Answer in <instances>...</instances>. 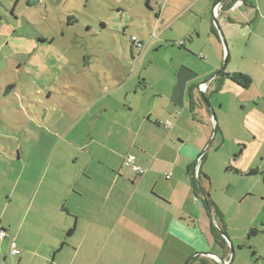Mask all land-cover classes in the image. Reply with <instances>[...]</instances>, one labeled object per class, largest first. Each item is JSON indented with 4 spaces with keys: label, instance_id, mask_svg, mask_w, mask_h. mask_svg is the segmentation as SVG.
<instances>
[{
    "label": "crops",
    "instance_id": "1",
    "mask_svg": "<svg viewBox=\"0 0 264 264\" xmlns=\"http://www.w3.org/2000/svg\"><path fill=\"white\" fill-rule=\"evenodd\" d=\"M196 1L188 6L189 9L183 10L170 0L165 10L162 8L160 13H155L156 19L153 20L159 28L168 23L178 24L177 34H172L169 40L179 49L174 50L182 54L180 62L176 63L173 58L161 72L136 75L142 59H134V50L139 56L142 51L132 45L129 52L134 63L124 58V69L117 75H106L103 82L99 75L96 78L84 74L87 69L92 72L91 64L98 60L87 51L86 56L74 61L83 63V69L70 73L74 81L80 80L65 92H75L70 96L71 105L67 101L62 102L64 105L60 102L54 105L52 90H47V99L42 105L48 112L39 114L38 121L51 118V124L44 126L54 130L58 145L65 144L76 150L73 162L77 166L75 171L67 170L61 174L50 172V169L47 171L53 178H69L64 186L66 194L60 196L57 204L68 216H77L74 227H69V230L74 229L68 235L71 243L67 246V255L70 253L71 258L64 260L66 256L60 258L57 255L65 251L66 243L63 242L51 255L53 264H98L105 257L118 262L124 254L143 257L144 264H264V232L252 239L249 237V230L264 228V193L258 204L248 202V208L255 211L254 217L236 228L238 226L232 225L234 217H228L222 204L228 201L227 198L231 204L243 203L254 190L242 186L245 181L241 180L237 182L241 187L235 188V194L233 190L225 195L226 198L212 200L209 195L212 183L204 174L209 184L202 185V189L211 214L201 192L198 193L193 186L191 176L194 172L201 180L208 161V155H203L205 149L214 148L219 152L225 147L229 131L221 119L220 127L215 123L201 98V85L212 78L203 91L211 108L221 110L220 94L228 85L235 84L226 75L249 74L256 82L261 73L260 96L264 99V51L258 67L246 72L239 69L225 71L224 68L222 75H218L226 51L212 13L227 35L239 29L237 18L251 39L260 36L264 48V0H224L221 6L217 5L219 0ZM67 14L71 16V13ZM70 18L74 17H69L66 26L68 30H74L75 22ZM203 24H207L206 32ZM0 27L11 51L7 61H12L20 69L25 62L36 65L42 73L51 68L52 55L43 54L47 55L44 59L37 51L67 38L65 33L57 38L56 35L25 30L22 26L13 27L8 20L2 19ZM69 39L72 49H77L76 36ZM204 39L205 44H200ZM180 41H184L182 47ZM259 43L256 42V47H260ZM56 64L62 65V61L53 62ZM127 69L130 73L125 71ZM38 92L45 96L42 90ZM0 94L3 99L8 98L6 91H0ZM213 137L215 140L209 146ZM217 138L220 140L216 147ZM239 138L230 137L229 145L237 142L243 146L242 156L248 143L243 141L245 138ZM120 146H126L127 150L122 153ZM236 152L234 147L226 150L227 172L240 179L261 177L264 181V164L259 167L249 165V169H244L245 164L241 169L233 166L232 158ZM130 154L137 158V166L147 170L146 174L139 175L124 166V159ZM252 171L255 173H250ZM168 174L170 179H167ZM255 183L259 185L258 181ZM73 193L82 200L75 199ZM215 225L223 229L234 246V252L230 243L225 245L218 241ZM111 242L112 253L106 256Z\"/></svg>",
    "mask_w": 264,
    "mask_h": 264
},
{
    "label": "rangeland",
    "instance_id": "2",
    "mask_svg": "<svg viewBox=\"0 0 264 264\" xmlns=\"http://www.w3.org/2000/svg\"><path fill=\"white\" fill-rule=\"evenodd\" d=\"M36 1L38 2H34L33 7H29L27 0L19 2L0 0V19L8 20L13 27L22 26L25 30L48 36L56 35L57 38L63 37L65 33L67 37L56 41L52 47L37 51L44 59H47V55L43 54L52 55L49 61L51 68L42 73L38 71L36 65L25 62L20 69L12 61H7L11 51L6 46L5 36L0 27V91H6L8 96L7 99H3L0 94V235L5 231L7 237L5 240L0 238V264H53L51 255L63 242L66 243L65 251L57 255L60 258L66 256L64 260L71 258L70 253L67 255L69 252L67 246L71 243L69 241L71 237L67 233L74 227L77 216H68L62 206H58L60 196L66 194L64 186L69 178L65 176L53 178L50 172L56 171L61 174L67 170L75 171L77 166L74 165L73 158L76 150L65 144L58 145L54 130L44 126L47 123L51 124V118L46 117V120L38 121L39 114L44 115L48 112L42 105L47 99V90H52L54 105L59 102L64 105L63 101L71 105L70 96L75 92H65L73 83L79 84L80 80L74 81V76L70 73L83 69V63L74 61L86 56L88 51L93 55V59L98 60L91 64L92 72L87 69L84 74L96 78L99 75L104 82L106 75L111 77L124 69V58L134 63L129 52L133 45L132 36H136L146 45L140 56L134 50V59L137 60L139 57L142 59L136 75L140 72L149 75L161 72L169 66L170 59L175 58L176 63L183 59L182 54L175 51L179 49L172 46L170 44L172 40H169L172 34H177L178 24L168 23L161 28L153 24V20L156 19L155 13H160L162 8L165 10L170 0ZM173 2L175 7L184 10L198 1L173 0ZM68 12L75 19L74 30L67 29L66 24L71 17L68 16ZM213 17L212 13V19ZM235 19L239 29L228 35L222 29L227 44L222 66L224 67L228 61L225 71L239 69L246 72L254 66L258 67L257 64L263 58L264 48L260 36L251 39L249 32L242 29L239 20ZM196 25L201 28L199 23ZM202 28L206 32L207 24H203ZM216 30L220 35L218 28ZM73 34L79 42L78 48L74 50L69 39L74 36ZM153 34L158 35V40H151L150 36ZM256 42H260V47H256ZM200 44H205V39L200 41ZM55 61L60 63L62 61V65H53ZM125 71L130 73L128 69ZM261 75L260 73V79L253 82L249 89L230 84L222 91V95L220 94L223 106L221 110L219 107L214 109L216 117L214 121L218 127L220 119L225 123V127L228 126V139L225 147L219 152L214 148L210 151L205 149L208 161L199 180L203 187L209 184L205 181L204 174L210 178L212 186L209 195L212 200H218L222 196L226 198L225 195L233 190L235 194L241 187L237 182L241 180L245 181L242 186L246 185L254 190L252 196L243 203L231 204L227 198L228 201L222 204L228 217H234L232 225L238 226L236 228H240L246 219L254 217L255 211L248 208V202L258 204L260 195L264 193V181L261 177L240 179L239 176L229 174L227 158L224 156L229 147H234L237 150L233 154L236 156L232 158L234 167L241 169L245 164L244 169H249L264 164V99L260 96ZM15 86L17 88L12 90ZM38 90H42L45 96H41ZM240 91L242 92L239 93ZM245 132L248 134L245 135ZM230 137L236 140L240 139L239 137L246 139H241L248 143L241 144L247 145L244 155L240 156L243 146H239L237 142L229 145ZM214 138L209 144L215 140ZM217 139L214 142L216 147L220 140ZM120 148L122 153L127 150L126 146ZM49 169L50 172L47 174ZM255 181H258L259 185ZM55 184L57 186H54ZM73 197L78 201L82 200L76 198L79 196L74 193ZM12 242H15L19 254L12 253ZM108 248L106 256L112 253V242ZM98 264H144V258L124 254L118 262H113L112 257L107 259L105 257Z\"/></svg>",
    "mask_w": 264,
    "mask_h": 264
},
{
    "label": "trees",
    "instance_id": "3",
    "mask_svg": "<svg viewBox=\"0 0 264 264\" xmlns=\"http://www.w3.org/2000/svg\"><path fill=\"white\" fill-rule=\"evenodd\" d=\"M19 1H20V0H18V2H19ZM33 2H34L33 0H27V5H28V6H32V5H33V4H32ZM223 2H224V1H223ZM223 2H222V3H223ZM235 2H236V1H235ZM221 5H222V4H221ZM149 7H150V5H149ZM11 11H12V13H13V15H14V10H13V8H12ZM14 16H15V15H14ZM72 19H74V18H70V20H72ZM0 21H1V19H0ZM74 22H75V19H74ZM134 37L136 38L137 41L133 40ZM157 38H158V37H155V38L152 37L153 40H156ZM131 41H132V44L137 48L138 51H143V50L145 49V47H146L145 43H144L142 40H139L136 36H132V37H131ZM138 42H139V44L141 45V47L138 46ZM180 42H184V41H180ZM177 43H179V42H177ZM177 43H176V44H177ZM182 45H183V44L179 43V46L182 47ZM221 72H222V71H219V72H218V75H219V74L222 75ZM226 77H227L229 80H231L232 82H234L235 84L239 85L240 87H242V88H244V89L249 88V87L251 86V84L253 83V80H252V78H251L249 75L242 74V73H240V74L226 75ZM130 155H132V154H130ZM130 155H128V156H130ZM128 156H127V157H128ZM127 157H125V159H124V163H125V160H126ZM124 166H125V164H124ZM125 167H126V166H125ZM126 168H127V167H126ZM140 168H141V167H140ZM145 170H146V169H145ZM132 172H133V171H132ZM250 173H255V172L252 171V172H250ZM169 176H170V178H171V175L168 174V175H167V179H170ZM191 176H192V180H193V186L195 187L196 191L199 193L198 186H197V181H199V178H196V177H195L194 172H193V174H191ZM207 209L209 210V213L212 214V211H211V208H210L209 205L207 206ZM215 226H217L216 229H215V235H216L218 241H221L223 244L227 245V244H226L227 241H225V239L222 237V233H225V232L223 231L222 228L219 227V225H215ZM73 231H74V229L69 230L67 235H70ZM262 231L264 232V228H263V230H260V229H258V228H253V229H251V230L249 231V237H250V238H251V237H255V236H257L258 234H260ZM4 233H6V232H4ZM220 233H221V234H220ZM5 239H6V237H5L3 240H5Z\"/></svg>",
    "mask_w": 264,
    "mask_h": 264
},
{
    "label": "water",
    "instance_id": "4",
    "mask_svg": "<svg viewBox=\"0 0 264 264\" xmlns=\"http://www.w3.org/2000/svg\"><path fill=\"white\" fill-rule=\"evenodd\" d=\"M223 1H224V0H219V1L217 2V5H218V6H221V4H222ZM217 5H216V7H217ZM213 14H214V21H215V24H216V26H217V28H218V30H219V33L221 34V38H222L223 45L226 47L227 44H226L225 37H224V34H223V32H222V29H221V27H220V25H219V21L217 20V17H216V15H215L214 12H213ZM227 62H228V61L225 62L224 67L222 68L221 71L224 70V68H225V66H226V64H227ZM211 79H212V78H211ZM211 79H210V80H211ZM210 80H207V82L204 83V84L207 85V83H209ZM200 95H201V98L203 99V101L205 102V104L207 105V107L209 108V110L211 111L212 116L214 117V119H216V117H215V112H214V110L211 108V105H210V103H209V101H208V99H207V97H206V95H205V92H204L203 90H200ZM216 133H217V127L215 128L214 136L216 135ZM209 146H210V144H209ZM209 146H208V147H209ZM207 150H208V149H207ZM204 154H205V152L203 153V155H204ZM197 186H198V189H199V191L201 192V194H202V196H203V198H204L206 204L208 205L207 197L205 196V193H204V191H203V189H202V187H201L199 181H197ZM222 236H224L225 239H226V241H227L228 243H230V248H231L232 252H234L235 249H234V246H233V244L231 243V241L228 239V237H226V235H225L224 233H222ZM206 255H209V256H215V255H213V254H206Z\"/></svg>",
    "mask_w": 264,
    "mask_h": 264
},
{
    "label": "built area",
    "instance_id": "5",
    "mask_svg": "<svg viewBox=\"0 0 264 264\" xmlns=\"http://www.w3.org/2000/svg\"><path fill=\"white\" fill-rule=\"evenodd\" d=\"M152 37H157V35L156 34H153V36ZM133 40H135V41H137L136 40V38L134 37L133 38ZM183 42H181V44H182ZM138 46L139 47H141V45L139 44V42H138ZM204 86L206 87L207 85H205V84H202L201 85V90H203L204 89ZM136 161H137V158L134 156V155H130V156H128L127 158H126V160H125V166L128 168V169H131L134 173H138L139 175H144V174H146V172H147V170H145V169H142V168H140L139 166H137V164H136ZM169 178H170V176H169ZM6 237V234L5 233H2L1 234V236H0V238H2V239H4ZM11 249H12V253L14 254V253H18L16 250V244H15V242H12V244H11Z\"/></svg>",
    "mask_w": 264,
    "mask_h": 264
},
{
    "label": "flooded vegetation",
    "instance_id": "6",
    "mask_svg": "<svg viewBox=\"0 0 264 264\" xmlns=\"http://www.w3.org/2000/svg\"><path fill=\"white\" fill-rule=\"evenodd\" d=\"M228 1V0H227Z\"/></svg>",
    "mask_w": 264,
    "mask_h": 264
}]
</instances>
